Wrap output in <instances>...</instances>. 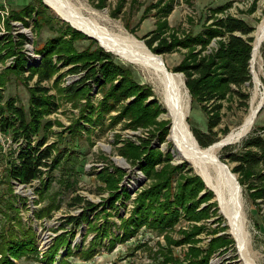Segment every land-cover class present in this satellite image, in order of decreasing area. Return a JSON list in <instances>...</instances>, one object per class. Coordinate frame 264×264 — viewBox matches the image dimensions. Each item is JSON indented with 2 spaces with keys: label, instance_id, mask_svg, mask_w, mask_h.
<instances>
[{
  "label": "rangeland",
  "instance_id": "rangeland-1",
  "mask_svg": "<svg viewBox=\"0 0 264 264\" xmlns=\"http://www.w3.org/2000/svg\"><path fill=\"white\" fill-rule=\"evenodd\" d=\"M64 1L88 22L103 26L105 20L120 25L124 32L160 56L168 71L181 75L183 83L184 75L174 68L190 49L179 47L158 54L152 48L159 42H153L149 48L146 39L158 35L160 39L173 41L197 34L210 25L212 19L208 16L213 14L243 19L253 27L254 41V31L264 15V0ZM225 4L227 7L222 12H214ZM51 41H56L54 47L49 46ZM214 46L213 39L204 49L195 45L192 50L205 54ZM50 48H54L50 55L55 73L39 85L49 88L48 94L53 96L57 109L42 118L48 128L33 140L46 134V145L53 150L51 158H58V165L53 170L43 167L41 177L31 185L9 179V158L19 142L13 140L11 132H0V242L12 233L16 238L31 235L37 250L34 257L20 258L6 251L8 264H59L61 259L64 264H191L202 258L206 259L205 264H244L214 191L206 185L193 162L181 157L168 139L170 120L155 76L63 20L44 0H0V102L12 98L16 106L28 109L30 87L35 85L37 77L28 79V71L16 73L18 54L24 55L27 65H35L43 57L40 52ZM96 50L107 52L122 73L101 71V60L94 57ZM83 65L85 68L81 69ZM248 67L251 80L242 88L249 94L246 105L237 95L225 96L219 113L221 121L214 128L216 141L239 127L248 113L254 89L250 63ZM87 68L94 72L99 69L93 79H85ZM253 68L258 73L259 92L264 94V38ZM76 84H79L77 93L69 96L66 86ZM116 84L122 85L115 88ZM185 89L186 122L191 132L192 128L207 132L206 114ZM153 108L158 112L154 114ZM262 127L264 104L250 132L243 137ZM222 148L217 152L218 160L232 172L233 164L219 158L225 156ZM150 151H155L158 157L151 155L149 163L146 156ZM204 163L210 184L215 186V171L210 162ZM233 174L237 183V175ZM191 177L196 178L200 188L185 203L192 210L185 211L182 205H175L177 215L166 227L140 226L131 236H122L124 220L132 215L144 190L162 182L155 203L174 202L179 184L191 182ZM45 180L50 182L49 188L41 193ZM237 186L247 232L245 248L254 255L257 264H264V198H255V193L239 182ZM76 195L81 202H75ZM86 210L88 221L76 228L68 222L69 216ZM101 232L106 234L98 236ZM218 238L229 242L214 246ZM94 240L96 244L92 247ZM59 241H62L59 250L53 262L48 263L42 256L59 245ZM67 245L71 249L69 253H66ZM81 251L88 253L82 255Z\"/></svg>",
  "mask_w": 264,
  "mask_h": 264
},
{
  "label": "trees",
  "instance_id": "trees-1",
  "mask_svg": "<svg viewBox=\"0 0 264 264\" xmlns=\"http://www.w3.org/2000/svg\"><path fill=\"white\" fill-rule=\"evenodd\" d=\"M226 7L227 4L220 5L214 9V12H222ZM208 19H212L210 25L197 34H189L182 39L174 38L173 41H168L166 38L160 39L158 35H152L151 38L145 40L149 48H151L153 42H159L157 47L152 48L158 54L169 53L179 47L190 49L183 61L177 64L174 70L184 75L185 87L207 116V132L192 128L194 138L198 145L203 148L216 141L214 128L221 121L219 113L225 96L237 95L241 98L243 104L246 105L249 94L243 92L242 88L244 84L251 80L248 65L253 41L251 36L253 27L241 18L230 15L215 17L210 14ZM213 39L215 46L209 52L205 54H200L198 51L193 52L192 46L199 45L201 49H204ZM55 42H49V46L54 47ZM18 43L21 45L23 42L21 40ZM53 49L41 51L40 53H42L43 57L35 65H27L24 55L18 54L16 73L22 74L21 71H28V79L34 76L37 77L35 85L30 87L28 109L24 110L22 107L16 106L12 98L5 102H0V132H11L13 140L19 142L18 148L9 158L7 176L9 179L17 180L21 184H30L35 179H39L43 173V167L53 170L58 165V158H51L53 150L46 145V134L37 137L35 141L33 140V137L39 135L41 130L44 131L48 128V123H43L42 118L57 109V104L52 99L53 96L48 94L49 88L39 85L42 81L49 80L55 73V67L50 55ZM94 57L101 60L99 64L101 71L109 74L122 73L123 70L111 62L110 55L107 52L96 50ZM61 62L65 63L64 59ZM84 65L80 68L84 69L86 66ZM96 71H99V69ZM96 71L94 72L93 69L87 68L85 79H93ZM85 79L82 84H84ZM121 85L116 84L114 87L120 88ZM78 87L79 84L68 85L65 90L69 92V96H72L77 93ZM118 90L122 91V89ZM110 97L115 98L114 95H110ZM153 112L154 114L157 113L158 109L153 108ZM222 149L225 156L221 155L219 158L224 162L233 164L231 171L237 175L238 182L245 188L252 190L251 192L256 195L255 198H264V127L260 128L258 132L244 137L239 144L226 145ZM151 155H157L156 157H158L155 151H150L146 156L149 163ZM49 160L51 163H48ZM145 169L146 171L148 170V168ZM195 180L196 178L191 177V182L179 184L174 202L164 200V202L159 204H157L158 202L155 203L159 193H161L162 182L144 190L136 201L132 215L124 220L121 227L122 236H131L134 229H138L140 226L166 227L167 224L172 223L174 216L177 215L175 205H182L185 211L192 210L185 203L193 199L197 191L200 190ZM49 184L50 182L45 180L39 191L41 193L46 192ZM194 185L197 188H194ZM74 200L77 203L81 202V198L77 195ZM67 220L76 228L88 221V212L86 210L81 212L80 215H71ZM105 234V232H101L98 236ZM60 240L64 241L63 238ZM216 241L214 246L218 247L229 242V240L224 241L223 239L219 241V238ZM61 243L62 241H59V245L54 246L42 256L47 259L48 263L53 262ZM95 244L94 240L91 246L94 247ZM3 245L5 246L3 247ZM64 245L62 244L61 246ZM65 249L66 253L71 252L69 245L65 246ZM6 251V254L10 253L14 258L30 255L34 257L37 254L35 242L31 235L16 238L13 233L8 236L6 241L0 242V264H8L10 262L4 253ZM79 253L86 255L88 251ZM194 261L191 264H205L206 259L202 258ZM59 264H64L62 259Z\"/></svg>",
  "mask_w": 264,
  "mask_h": 264
},
{
  "label": "bare ground",
  "instance_id": "bare-ground-1",
  "mask_svg": "<svg viewBox=\"0 0 264 264\" xmlns=\"http://www.w3.org/2000/svg\"><path fill=\"white\" fill-rule=\"evenodd\" d=\"M44 2L55 14L75 28L97 39L103 47L141 66L155 76V80H158L161 86L167 117L170 120L168 139L172 141L181 157L193 162L192 164L198 168L199 174L205 180L206 185L214 191L221 214L226 219L238 249L240 248L244 264H257L254 255H250L248 248H245L247 232H245L244 210L239 188L234 174L227 169L225 164L223 165L218 160L217 152L225 143H235L237 139L240 140V138L250 132L259 112L258 109L264 102V94L260 93L258 89V73L253 68L259 46L264 38V15L254 31V41L249 62L252 67L254 89L250 97L248 113L241 125L231 130L224 136L225 138L203 148L197 144L186 122L188 98L181 75L168 71L160 56L149 51L143 42L127 34L126 31L124 32L120 25L112 24L105 20H102L103 26L88 22L64 0H44ZM204 161L210 162L211 168L215 171V186L210 184V177L207 175L208 168Z\"/></svg>",
  "mask_w": 264,
  "mask_h": 264
},
{
  "label": "water",
  "instance_id": "water-1",
  "mask_svg": "<svg viewBox=\"0 0 264 264\" xmlns=\"http://www.w3.org/2000/svg\"><path fill=\"white\" fill-rule=\"evenodd\" d=\"M263 104H264V102H263L262 105L259 107L258 111L261 110V108L263 107ZM242 138H244V137H242ZM242 138H240V140H241ZM240 140L237 139L235 143L239 142ZM232 143H234V142H228V143H225L223 146L230 145V144H232ZM225 166H227V165L225 164ZM232 174H233V173H232ZM237 183H238V182H237Z\"/></svg>",
  "mask_w": 264,
  "mask_h": 264
},
{
  "label": "built area",
  "instance_id": "built-area-1",
  "mask_svg": "<svg viewBox=\"0 0 264 264\" xmlns=\"http://www.w3.org/2000/svg\"><path fill=\"white\" fill-rule=\"evenodd\" d=\"M35 180H38V179H35ZM35 180H34V181H35ZM14 181H17V180H14ZM34 181H33V182H34ZM17 182H18V181H17ZM33 182H31L30 184H22V185H25V186H26V185H31ZM18 183H19V182H18ZM20 184H21V183H20Z\"/></svg>",
  "mask_w": 264,
  "mask_h": 264
}]
</instances>
